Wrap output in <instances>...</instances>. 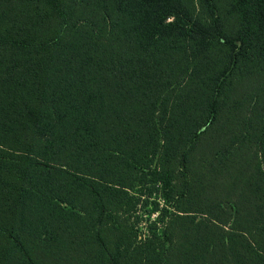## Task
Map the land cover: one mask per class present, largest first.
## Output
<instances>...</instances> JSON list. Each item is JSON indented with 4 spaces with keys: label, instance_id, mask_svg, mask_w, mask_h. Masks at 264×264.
Segmentation results:
<instances>
[{
    "label": "trees",
    "instance_id": "trees-1",
    "mask_svg": "<svg viewBox=\"0 0 264 264\" xmlns=\"http://www.w3.org/2000/svg\"><path fill=\"white\" fill-rule=\"evenodd\" d=\"M2 10L0 264H264V0Z\"/></svg>",
    "mask_w": 264,
    "mask_h": 264
},
{
    "label": "rangeland",
    "instance_id": "rangeland-1",
    "mask_svg": "<svg viewBox=\"0 0 264 264\" xmlns=\"http://www.w3.org/2000/svg\"><path fill=\"white\" fill-rule=\"evenodd\" d=\"M12 3H13V0L11 1L0 0V10L3 11L2 9L9 7ZM26 25H30V22H27ZM137 191L144 192V189L141 187H138ZM152 201H156V199L155 200L150 199L149 203L147 205H144L143 207L141 206V203H139L136 206V208L133 210V212L130 214V217H129V220L135 223L137 232L141 234L142 236L147 234V230H148L147 225L150 222L154 221L157 216V213H154L151 211L153 207V205L151 204ZM159 203H160V206L163 205L162 201H160Z\"/></svg>",
    "mask_w": 264,
    "mask_h": 264
}]
</instances>
